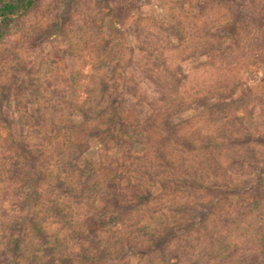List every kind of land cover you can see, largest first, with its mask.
<instances>
[{
  "label": "trees",
  "instance_id": "16d2710c",
  "mask_svg": "<svg viewBox=\"0 0 264 264\" xmlns=\"http://www.w3.org/2000/svg\"><path fill=\"white\" fill-rule=\"evenodd\" d=\"M39 1L0 0V44ZM212 3L228 8V36L213 33L207 17L189 33L181 27L177 43L152 35L140 43L142 55L133 52L124 66L140 75L128 80L113 75V87L90 77L83 102L74 103L75 92L67 95L64 122L56 121V110L52 114L58 133L85 131L99 146L111 141L126 149L130 165L125 173L92 182L85 159L89 143L71 141L48 161H42L41 151L20 147V165L13 173L26 186L24 214L9 225L17 230L4 264H130L126 254L137 256V264H237L246 258L245 250L258 246L262 252L256 239L263 236L264 243L261 222L245 245H239L242 238L233 243L230 233H223L227 219H244L252 205L243 208L228 197L215 200L207 190L257 187V217H264V160L256 163L264 132L251 131L254 112L240 114L246 96L225 99L227 90L239 86L227 71L247 55L245 39L264 43V0H203L200 20L214 10L208 9ZM146 81L155 87L154 97L138 94ZM253 96L264 102L263 94ZM74 106L83 114L81 123L71 120ZM128 110L136 112L134 122ZM114 123L117 132L110 127ZM139 143L145 148L135 155Z\"/></svg>",
  "mask_w": 264,
  "mask_h": 264
},
{
  "label": "rangeland",
  "instance_id": "374dc122",
  "mask_svg": "<svg viewBox=\"0 0 264 264\" xmlns=\"http://www.w3.org/2000/svg\"><path fill=\"white\" fill-rule=\"evenodd\" d=\"M202 1L40 0L34 10L15 25L7 41L0 44V264L5 263L14 240L13 229L17 230L16 226L11 227L24 214L22 203L26 186L13 173L20 165V147L26 145L34 151H41L45 156L42 161H48L53 160V155L64 153L71 141L89 143L91 148L85 159L93 170L92 182L101 183L114 179L118 173H125L130 165L126 149H118L111 141L99 146L98 140L90 138L85 131L58 133L54 129L52 114L56 110V121L64 122L69 112L67 95L75 92L72 96L74 103L83 102L90 77L103 79L111 87L115 81L113 75L132 79L136 73L131 67L124 66L135 53L142 55L139 53L140 43H148L153 36L177 43L181 27H186L189 33L197 25L204 24L206 17L213 33L228 36V8L212 3L208 9L214 10L208 11L200 20ZM257 39H245L242 45L247 55L244 54L240 66L227 71L229 77L239 81V86L235 91L233 87L227 90L225 99L246 96L240 114H245L246 109L254 112L251 131L263 134L264 102L253 96L264 95V43ZM191 65L188 63L187 67ZM141 86L138 94L142 97L144 92L155 96V87L148 81ZM144 106L147 110L148 107ZM74 108L71 120L81 123L83 114L76 106ZM126 116L132 122L137 118L134 110H128ZM110 127L114 132L118 131L116 123ZM144 148L143 144H135L133 153L141 155ZM256 150L261 160L256 163L261 164L264 146L258 144ZM248 170L255 171V168ZM207 194L215 200L228 197L230 202L241 203L243 208L252 205L254 212L250 207L251 215L237 220L229 218L225 221L228 224L222 226L223 233H230L228 235L233 237V243L242 238L239 245L244 244L243 241L256 236L258 222L264 225V217L261 216V220L257 217L261 197L257 187L243 192L209 188ZM98 202L103 205L102 196ZM233 228L238 229L240 235H235L237 231L230 232L229 229ZM262 238L256 237L264 247ZM257 247L252 251L245 250L246 258H240L237 264H264V249L261 252ZM39 258L45 260L41 253ZM124 258L130 264H137L138 257L133 254H126ZM110 264L115 263L110 260Z\"/></svg>",
  "mask_w": 264,
  "mask_h": 264
}]
</instances>
